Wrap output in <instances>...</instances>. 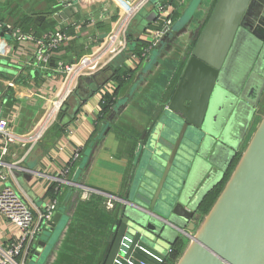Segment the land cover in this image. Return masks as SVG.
Returning a JSON list of instances; mask_svg holds the SVG:
<instances>
[{"label": "water", "instance_id": "obj_1", "mask_svg": "<svg viewBox=\"0 0 264 264\" xmlns=\"http://www.w3.org/2000/svg\"><path fill=\"white\" fill-rule=\"evenodd\" d=\"M183 30L160 38L155 52L162 42L172 45ZM6 31L0 29V39L10 40ZM189 50L164 116L151 129L153 146L147 144L136 160L138 177L131 176L119 199L102 264L164 260L162 250L176 241L186 243L176 264H264V113H258L264 93V0H213ZM93 79H84L75 93L86 82L94 92L108 85V80L93 85ZM126 102H118L115 115ZM167 116L172 122L166 126ZM237 155L218 198L201 215L200 203ZM61 220L56 213L45 234L50 237L38 242L32 262L50 257L63 236L65 227L55 242Z\"/></svg>", "mask_w": 264, "mask_h": 264}, {"label": "crops", "instance_id": "obj_2", "mask_svg": "<svg viewBox=\"0 0 264 264\" xmlns=\"http://www.w3.org/2000/svg\"><path fill=\"white\" fill-rule=\"evenodd\" d=\"M104 3L106 4L105 8L110 14H113L111 18H107L102 11L101 5ZM68 10L70 11L69 13L67 11L66 23L55 21L51 17V20L55 22V27L70 26V35L64 33L69 40L60 44L46 70L24 67V64L33 58L36 47L34 40L41 39L45 33L35 35L31 31L23 32L18 27L14 28L8 21L0 22V25L8 24L11 28L18 30L19 34L31 36L34 39L23 43L0 39V51L3 53L0 55V60L7 62V69H10L5 70L3 66H0V118L11 119L16 115L17 119L19 118L15 126L17 132L28 131L33 122L42 114L44 105L37 96L42 93L51 95L61 88L62 75L58 72L59 66L69 64L71 60H78L81 56L91 53L96 44L115 28V23L118 20L117 10L105 0L77 2ZM70 12L76 16L70 18ZM103 14L106 18L103 16L102 20H98V17ZM141 14H143L141 19L144 23L141 25L139 21L134 23L136 27L140 26V30L146 28L152 18V5L148 4ZM90 19L96 22L92 23ZM179 19H176L177 23ZM57 30L60 31V29ZM146 33L145 30L144 34ZM141 36L138 35V37ZM160 44V47H157V52L153 45L141 62L138 57H136L138 60L135 61L130 55L131 53L120 55L95 77V82L102 84L112 69L113 72L108 77V85L105 88L110 85L114 90L117 89L118 102L127 99L126 106L119 114L115 115L113 108L105 119L98 120L97 108L99 109L103 92L102 90L94 92L87 85H83V88L77 92V96L71 97L68 102V113L72 115L77 110L73 119L65 121L66 126L63 128L59 127L58 130L52 128L38 144V147L32 150L23 163V167L44 168L47 164L62 166L70 152L79 147L81 148L80 159L74 163L70 179L79 186H86L103 195L121 199L131 176L134 178L138 175L136 160L142 155L147 144L152 145L151 129L155 124L161 122L165 105L179 80V76L174 80L172 73L166 76H162V72H158L156 75H150L148 71L145 73L143 68L150 60H157L159 56L165 57L171 51V49L166 50L168 42ZM9 48H12V54L9 52ZM65 48L66 52H64ZM153 53L154 58L152 59ZM123 68L131 70L130 77L125 84L119 86L114 77L117 74L116 70ZM8 82H13L14 85L9 87ZM31 94L35 96H31ZM29 95L30 97H28ZM79 97H85V102L80 104ZM263 111L264 93L258 113L261 114ZM257 122L258 118L254 125ZM160 125L162 126V124ZM251 132L247 134L248 137ZM95 145L99 146L96 154L92 153L97 149ZM60 147H62V153L59 152ZM12 151L15 157H20L23 152L18 147H13ZM139 153V157L136 158ZM90 155L94 156L89 161ZM29 180L30 178L27 177L23 181L26 183ZM56 199L58 205L56 213L60 214L61 218L65 217L66 225L62 238L58 240L56 248L43 264H73V260L74 263H77L75 257L83 252L77 250V246L73 245L75 241L71 238L70 241L73 242L67 246V234L74 237V240L80 234L81 236L85 234L89 240L101 241L104 246L103 241L110 239L114 228L113 213L106 212L101 206H94L93 202L87 204L85 202L87 200H82L77 188L72 186L62 187L57 193ZM78 203L82 204L80 208ZM79 230L81 232H78ZM44 240L46 239H40V241ZM88 247L85 249L86 251L84 250L85 253H90V249H92L90 247L93 245ZM168 256L169 254H166V258Z\"/></svg>", "mask_w": 264, "mask_h": 264}, {"label": "built area", "instance_id": "obj_3", "mask_svg": "<svg viewBox=\"0 0 264 264\" xmlns=\"http://www.w3.org/2000/svg\"><path fill=\"white\" fill-rule=\"evenodd\" d=\"M81 1L87 0H58L59 5L64 9H69ZM151 1L105 0L118 12L115 28L96 44L91 53L81 56L73 63L59 66L58 72L62 75L61 88L51 95L42 93L37 96L44 106L42 114L33 122L31 128L26 132H17L15 126L19 118L17 119L16 115L11 119L0 118V264H28L32 262L37 244L57 212L56 196L62 187L77 188L82 200H88L92 194L103 196V204L107 211L114 210L116 203L120 202L113 196L103 195L91 188L79 186L70 179L71 169L74 163L80 159L81 148L79 147L70 152L62 166L47 164L44 168H24L23 163L32 150L37 147V144L58 123L59 114L81 82L99 75L109 64L127 51L129 29L135 18ZM185 1L178 0L177 6L162 2L155 4L156 17L152 22L153 27L146 33L150 44L142 50V57L147 56L160 38L171 32L175 23L174 13L184 6ZM105 5V3L101 5L102 11L107 18H111L113 14H110ZM104 14L98 17V20H102L105 17ZM90 20L92 23L96 22L93 19ZM3 26L7 28L5 34L10 37L9 41L23 43L27 40H34L31 36L19 34L18 30L11 28L8 24H1L0 29ZM68 40L69 38L60 31L45 34L41 39H35L36 47L33 58L25 63L24 67L39 70L48 69L50 60L60 44ZM11 51H13L12 48H9V52L12 54ZM2 54L0 51V55ZM132 58L135 61L138 60L135 56ZM5 65L7 62L0 60V66ZM13 85V82H8L9 87ZM105 87L101 90L103 91ZM108 87L111 88L110 85ZM31 96L35 95L31 94ZM2 97L4 98V94ZM97 113H99L98 108ZM13 147L23 150L20 157L14 156ZM59 152H63L62 147L59 148ZM27 177L30 180L26 182L28 189H25L20 179L26 180ZM124 240L127 239L124 238ZM170 253L171 250L167 252V254ZM152 258L153 262L148 264H162L165 260ZM140 264L146 263L141 261Z\"/></svg>", "mask_w": 264, "mask_h": 264}, {"label": "trees", "instance_id": "obj_4", "mask_svg": "<svg viewBox=\"0 0 264 264\" xmlns=\"http://www.w3.org/2000/svg\"><path fill=\"white\" fill-rule=\"evenodd\" d=\"M41 1H42L44 8L36 10V12L34 11L35 9H33V12L30 15H23L21 18L17 19L16 21H11L12 22L11 25L14 28H17V27L20 28L23 32H30L31 31L35 35H38L40 33L41 34L42 33L51 34V33L56 32L57 29H60V31L62 33H67V34L69 33V35H70V32H69L70 26L58 28V27H55L56 26L55 22L53 20H51V17L54 16L55 14H57L58 12L67 10L69 13L70 10L62 8V6L59 5L58 0H41ZM37 2L38 1L36 0L35 4H38ZM161 2L162 3H170V4H173L174 6H177L176 3L178 2V0H152L149 4L152 5V7H153V13H155L154 12L155 4H158ZM57 5H58V7H56ZM32 6H34V5H32ZM183 8H185V6L180 7L178 10H176V12L174 13V19L175 18L177 19L180 16L179 12ZM4 12H8L7 8L0 10V22L8 21L6 19V18H8V16H6V13H4ZM70 15H71L70 18H72V16L73 17L76 16L75 14H73L71 12H70ZM136 19L137 18H135V20H134L133 24L131 25V28L129 29V32L127 34V40H128L127 53H131L130 55L138 57L140 62H141L144 59V57H142V50L144 48H146L147 46H149V44H150V42L148 41L147 35L144 34V31L145 30L147 31L148 29L152 28L153 24L149 23L146 26V28L140 30L139 27H136L134 25ZM176 19H175V23H176L175 25L176 26L172 27L173 30L180 23V21L177 23ZM48 31H50V32H48ZM139 34L142 36L138 37ZM66 51H67V49L65 48L64 52H66ZM56 60H58V59L56 58ZM71 61L75 62L76 59L71 60ZM71 61H70V63H73ZM116 71H117V74L115 75L114 78L118 83L117 85L121 86V85L125 84L127 82V80L129 79L131 70L123 68V69H117ZM95 80L96 79H93V81H92L93 85L98 84L95 82ZM85 84H87V82ZM102 92L103 93L101 94V100L99 102V113L97 116L98 120L105 119L107 114L111 110H113L116 103L118 102V100H117V89L114 90L112 87L111 88L108 87V88H105V90H103ZM76 94L77 93H74L73 96H77ZM76 112L77 111H74V114ZM74 114L71 115L70 113H68V102H67L64 109L59 114L58 123L54 126L55 128L53 127V129L58 130L59 127L60 128L65 127L66 126L64 124L65 121L72 120L74 117ZM238 158H239V155H237V157L232 162L228 172L226 173V175L224 176L222 181L219 184H217L213 189H211L206 194V196L203 198V200L200 203L199 208H198V212L201 215L207 214L208 211L210 210V208L213 206L214 202L216 201L220 192L222 191V189H223V187H224V185H225V183L229 177L230 172L232 171L234 165L238 161ZM85 202H87V204L93 202L94 206H101V208L104 209L106 212H112L113 213V221H114L113 223L115 224V221L117 219V211L119 209L120 203H116L114 210L107 211L104 207V204H103L104 203V197L101 195L92 194L91 197L89 198V200H87ZM78 206L80 208V206H82V204L78 203ZM78 232H81V231L79 230ZM110 236H111L110 239L103 241L104 242V246H103V243H101V241H98V240L97 241H94V240L91 241L88 238H86L85 234H83L82 236L80 234V236L77 239L75 238V240H74V237H72L70 234H67V246H70L72 244V242L75 241V243L73 245L77 246L78 251L83 252V253H80L78 256L75 257L77 259V263H74V260L71 259V260H73V264H102L103 259L106 255L107 249H108V247L111 243V240H112V235H110ZM70 238L73 241H70L71 240ZM68 242H69V244H68ZM88 244L93 245V247H90V248H92V249H90V251H91L90 253H85L84 250L88 246H90ZM102 246H103V248H102ZM184 247H185V243L183 241H176L171 247V253L165 259L163 264H176V262L178 261V259L180 258L181 254L184 250ZM67 262H69V261H67Z\"/></svg>", "mask_w": 264, "mask_h": 264}, {"label": "rangeland", "instance_id": "obj_5", "mask_svg": "<svg viewBox=\"0 0 264 264\" xmlns=\"http://www.w3.org/2000/svg\"><path fill=\"white\" fill-rule=\"evenodd\" d=\"M37 1H38L37 2L38 4H35L36 0H0V10L7 8L8 12H4V13H6V16H8V18H6V19L9 21V23H12L11 21H16L17 19L21 18L23 15H30L33 12V9H35L34 11L36 12V10L44 8L42 1L41 0H37ZM198 2H199V0H186L185 4H184L185 8H183L179 12V15H181V18L179 19V17H178V19H179L178 22L180 21L182 23L184 21L183 23H185L184 19H186L188 16L189 17L193 16V14L196 13V8H197ZM212 4L213 3H211V7H212ZM32 5H34V6H32ZM209 8L210 7L207 6L206 10L208 11ZM144 9L142 11H144ZM142 11L140 12V14L142 13ZM140 14L136 17L137 18L136 22L139 21L140 25H141V23H144V22H142V19H141L143 14H141V15ZM195 17H197V15ZM52 19L55 21L58 20V21H61L62 23L63 22L66 23L67 22V10L61 11V12L57 13L56 15L52 16ZM194 23H195V21L193 20L192 24L195 25ZM175 24L176 23H174V26H176ZM179 25H180V23H179ZM180 28H181V26H179L178 28L175 27V31L177 29H180ZM186 28H188V26H186ZM188 29H189V31H192L194 29V27L189 25ZM188 34L189 33L187 32L184 35L178 36L177 37L178 40L176 43L177 46L174 49H171L169 54L166 55L162 60H159L158 58H157V60L159 62L157 60H153V61L150 60L146 64V66L143 68L145 70V73H147V71H148V73H150V75H152V74L156 75L158 72H162V76H166V75L172 73L174 80L176 78H178L180 71L182 70V66H183V62H184L183 57H182L183 54L181 52L183 51V49H185V48L189 49L192 46V44H191L192 42L188 41ZM125 53H127V51ZM153 58H154V53H153L152 59ZM156 62H157V64H155ZM3 67L5 68V70H10V69H7V65H5ZM113 67H115V66H113ZM11 72H13V71L11 70ZM112 72L113 71L111 69L110 75ZM162 76H161V79H162ZM95 77H97V76H95ZM108 77H106L103 81L104 82L107 81ZM117 104H118V102L116 103V105ZM114 109H115V107H114ZM263 113H264V111L261 114H263ZM169 119L172 122V118L171 117L169 118V116H167V118L165 119V123H164L166 126L168 124ZM239 126H240V123H239ZM176 129H178V127ZM176 134H177V132H176V130H174V137ZM37 147H38V144H37ZM139 155H140V153L137 154L136 158H138ZM153 162H154V160H152L151 163H153ZM136 177H138V175ZM20 182L25 189H28L26 183L22 179H20ZM65 225H66V219H65V217H63L61 220V223L57 226V229L55 232V242L59 238L62 230L65 227ZM46 233H47V230H45V232L43 233L42 238L47 240L50 236L45 235ZM168 248H170V247L164 248L162 250V253L166 254L168 251ZM46 256L43 257L41 264H43L45 262ZM28 264H36V263L29 262Z\"/></svg>", "mask_w": 264, "mask_h": 264}, {"label": "flooded vegetation", "instance_id": "obj_6", "mask_svg": "<svg viewBox=\"0 0 264 264\" xmlns=\"http://www.w3.org/2000/svg\"><path fill=\"white\" fill-rule=\"evenodd\" d=\"M211 3H213V0H199V2L197 3L196 13L193 14V16H190V17L188 16L186 19H184L185 20V23H183L184 21L182 23L180 22V25H182L180 29H183L184 28V30L181 32L180 35H184V34H186L188 32L189 33L188 34V41H191L192 42L191 43L192 45L195 42V39L197 37V33L201 29L202 25L204 24V22L206 20V17L208 16V14L210 12ZM207 6L210 7L208 11L206 10L207 9ZM196 15H197V17H195ZM193 20L195 21V23H197L198 20H199V22H198L197 25H194V29L192 31H189V29H188L189 28V25L190 26H193V24H192ZM186 26H188V28H186ZM178 27L179 26H177V28ZM180 29H177L176 31H178ZM173 31H175V29L174 30L172 29L171 30V33H174ZM177 40L178 39L176 38L174 40V42H173L172 45L170 44L171 42L169 43V41H168V43H169L168 45H170V48L167 46L166 47V50L167 49H174L177 46V44H176L177 43ZM189 49H183V51L181 52L183 54L182 57H183V61H184L183 62V66H182V70H183V67L185 65L186 59L188 58L189 51H190ZM182 70L180 71L179 77L181 75Z\"/></svg>", "mask_w": 264, "mask_h": 264}]
</instances>
